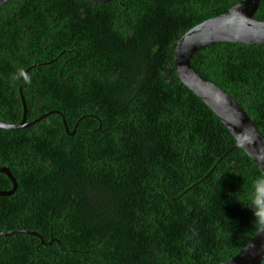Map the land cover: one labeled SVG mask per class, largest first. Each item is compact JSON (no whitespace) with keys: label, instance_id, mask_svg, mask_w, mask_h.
<instances>
[{"label":"trees","instance_id":"obj_1","mask_svg":"<svg viewBox=\"0 0 264 264\" xmlns=\"http://www.w3.org/2000/svg\"><path fill=\"white\" fill-rule=\"evenodd\" d=\"M237 1L0 5V120L20 121L16 80L34 63L20 81L26 121L57 110L68 131L76 122L71 135L55 113L0 128L16 183L0 196V232L39 235L0 234V264H218L245 244L264 179L172 67L177 38ZM252 17L264 20V0ZM189 64L264 137V45L207 44Z\"/></svg>","mask_w":264,"mask_h":264},{"label":"water","instance_id":"obj_2","mask_svg":"<svg viewBox=\"0 0 264 264\" xmlns=\"http://www.w3.org/2000/svg\"><path fill=\"white\" fill-rule=\"evenodd\" d=\"M6 1L0 0V5ZM88 1L103 2L107 0ZM258 2L259 0H239L227 7L224 12L204 19L185 30L173 45L172 67L179 81L209 107L228 130L234 139L232 147L241 149L255 164L264 179V137L247 113L226 91L199 75L189 64L190 56L199 47L207 44L232 42L264 45V20L252 17ZM33 64L28 65L16 80L17 93L21 103L20 121L9 123L0 120V128L11 130L27 127L48 113H55L59 115L64 131L71 135L76 122L72 130L68 131L63 115L57 110L45 112L32 120L26 121L25 103L21 94L20 81L25 71ZM0 173L4 174L10 181V187L7 190H0V196H6L13 192L16 183L6 166H0ZM15 232L29 233L39 237L36 233L25 230L0 232V234L6 236ZM49 242L42 243L39 238V244H48ZM263 257L264 216L245 244L232 256L218 264H258Z\"/></svg>","mask_w":264,"mask_h":264},{"label":"rangeland","instance_id":"obj_3","mask_svg":"<svg viewBox=\"0 0 264 264\" xmlns=\"http://www.w3.org/2000/svg\"><path fill=\"white\" fill-rule=\"evenodd\" d=\"M68 130V129H67ZM71 131V130H70Z\"/></svg>","mask_w":264,"mask_h":264},{"label":"bare ground","instance_id":"obj_4","mask_svg":"<svg viewBox=\"0 0 264 264\" xmlns=\"http://www.w3.org/2000/svg\"><path fill=\"white\" fill-rule=\"evenodd\" d=\"M71 39V38H70Z\"/></svg>","mask_w":264,"mask_h":264}]
</instances>
